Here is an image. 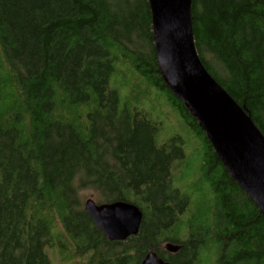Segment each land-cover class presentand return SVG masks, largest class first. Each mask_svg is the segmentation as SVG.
Listing matches in <instances>:
<instances>
[{
    "label": "trees",
    "instance_id": "1",
    "mask_svg": "<svg viewBox=\"0 0 264 264\" xmlns=\"http://www.w3.org/2000/svg\"><path fill=\"white\" fill-rule=\"evenodd\" d=\"M191 23L203 66L264 136V0H192ZM86 191L137 206L139 234L107 240ZM150 252L264 264V213L168 86L149 0H0V264Z\"/></svg>",
    "mask_w": 264,
    "mask_h": 264
},
{
    "label": "water",
    "instance_id": "2",
    "mask_svg": "<svg viewBox=\"0 0 264 264\" xmlns=\"http://www.w3.org/2000/svg\"><path fill=\"white\" fill-rule=\"evenodd\" d=\"M149 2L160 68L168 86L186 102L231 176L264 213V136L199 59L192 32V0ZM84 209L111 242H124L140 232L144 215L134 204H99L89 198ZM167 250L175 254L180 246L168 244ZM141 264L170 263L150 252Z\"/></svg>",
    "mask_w": 264,
    "mask_h": 264
},
{
    "label": "rangeland",
    "instance_id": "3",
    "mask_svg": "<svg viewBox=\"0 0 264 264\" xmlns=\"http://www.w3.org/2000/svg\"><path fill=\"white\" fill-rule=\"evenodd\" d=\"M162 112H165L166 113V111L165 110H162ZM164 114V113H163ZM165 118V117H164ZM171 122L173 123V124H171ZM171 122H169L171 125H175L176 123H175V120L173 121H171ZM165 125V127H166V131L168 130L169 132H171V131H173V127H176V128H174V132L173 133H175V132H180L181 133V130L179 129V127H180V125L179 126H169V124H168V122H167V124H164ZM180 130V131H179ZM94 194L92 193V192H89V191H86V192H82V196L83 197H86L85 198V200H84V203H85V201L87 200V199H89V198H93L94 200H95V198H94V196H93ZM96 201V200H95Z\"/></svg>",
    "mask_w": 264,
    "mask_h": 264
}]
</instances>
